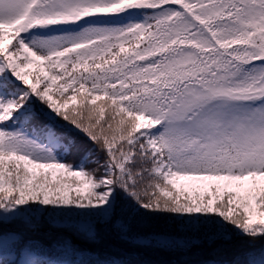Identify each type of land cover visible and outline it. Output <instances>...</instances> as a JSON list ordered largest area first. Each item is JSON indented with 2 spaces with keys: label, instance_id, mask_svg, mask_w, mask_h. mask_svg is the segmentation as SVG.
<instances>
[{
  "label": "snow or ice",
  "instance_id": "snow-or-ice-1",
  "mask_svg": "<svg viewBox=\"0 0 264 264\" xmlns=\"http://www.w3.org/2000/svg\"><path fill=\"white\" fill-rule=\"evenodd\" d=\"M264 264V0H0V264Z\"/></svg>",
  "mask_w": 264,
  "mask_h": 264
},
{
  "label": "trees",
  "instance_id": "trees-1",
  "mask_svg": "<svg viewBox=\"0 0 264 264\" xmlns=\"http://www.w3.org/2000/svg\"><path fill=\"white\" fill-rule=\"evenodd\" d=\"M149 259L155 260V261H160L162 264H165V262L174 260V259H179V257H171V256H152L149 257Z\"/></svg>",
  "mask_w": 264,
  "mask_h": 264
}]
</instances>
